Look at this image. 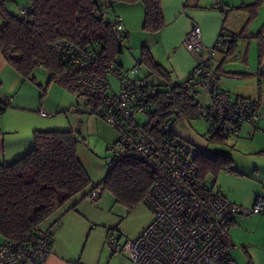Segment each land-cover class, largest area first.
<instances>
[{
  "label": "built area",
  "instance_id": "2783aa9c",
  "mask_svg": "<svg viewBox=\"0 0 264 264\" xmlns=\"http://www.w3.org/2000/svg\"><path fill=\"white\" fill-rule=\"evenodd\" d=\"M212 5L221 7L217 1ZM31 10L32 6L20 7L17 15L20 19L27 18ZM94 14L105 17V13L98 11ZM113 18V29L123 33L119 16ZM6 22V16L0 11V28ZM125 41L126 38L119 37L120 44ZM223 43L224 38L218 35L211 46L205 47L201 29L194 25L185 34L182 45L196 58L186 86L203 96V100H199L198 116L208 123V136H217L221 144L232 147L243 127L257 126L264 118V111L255 100L233 98L221 88L215 56ZM51 48L64 72L75 76L79 94L94 101L93 113L118 132L116 141L108 147L109 167L124 158H134L155 176L143 196V203L152 213L150 222L136 237L122 244L111 238L109 247L131 264H235L231 256L232 216L236 213L264 215V197L257 196L251 206L231 202L214 187L213 179L199 177L192 151L183 139L166 132L163 125L159 128L161 135L149 134L145 129L148 121L137 120L139 115L148 116L155 92L146 79L124 74L123 69L116 68L115 59L108 63L105 77L91 72L94 60L91 45L79 47L72 41L59 39ZM110 73L119 79L118 92L111 89ZM204 99L208 101L206 104ZM11 100L9 97L0 101V109ZM39 114L49 115L43 110H39ZM107 193L100 185L90 188L84 197L94 204ZM51 235L38 229L22 240L1 241L0 264H43L51 253Z\"/></svg>",
  "mask_w": 264,
  "mask_h": 264
},
{
  "label": "trees",
  "instance_id": "16d2710c",
  "mask_svg": "<svg viewBox=\"0 0 264 264\" xmlns=\"http://www.w3.org/2000/svg\"><path fill=\"white\" fill-rule=\"evenodd\" d=\"M105 1L106 6L113 11L116 5L141 4L144 11L142 28L145 31L157 32L164 26L160 0ZM258 4L259 0H256L246 6L251 8L250 18L256 14ZM27 6H32V10L27 18L20 19L17 14L11 15L5 8L4 0H0V11L7 18V22L0 28V51L21 77L35 83L32 74L36 68L41 67L49 72V82H56L79 94L75 76L64 72L62 63L57 60L51 48L59 39L72 41L79 47L91 45L94 60L90 70L97 75L105 77L108 63L114 59L117 69L122 66L118 56L128 41V35L113 29L114 15L112 20L108 18L99 0H28ZM94 11L105 13V17L95 15ZM112 14H116V11ZM219 35L224 38L222 48L226 45L227 52L233 51L237 36L225 38L224 34ZM120 36L126 38L123 44L119 43ZM252 37L257 40L261 63L264 58V27ZM143 55L141 60L147 62L149 70L156 73L167 86L166 89L158 90L148 83L155 92L147 116L150 124L147 122L145 129L149 134L159 136V128L163 125L166 132L175 135L166 120L172 114L188 119L197 117V91H191L186 86L190 76L183 84L173 83L170 70L156 62L147 48ZM256 75L264 77V69L259 67ZM258 85L260 88V82ZM44 93L45 89L41 88L40 97ZM252 100L261 105L259 99ZM89 102L94 105V101ZM32 136L34 146L26 154L9 164L0 161L2 241L22 240L35 234L40 230V224L70 198L100 185L112 194L116 203L127 207L130 212L143 202L146 189L155 180L153 173L143 163L134 158H124L110 167L101 182L91 183L77 155L78 136L74 131L35 130ZM208 137L211 143L221 144L219 137ZM193 162L197 165L200 178H208L222 170L235 171L230 157L223 153H217L214 157L197 153Z\"/></svg>",
  "mask_w": 264,
  "mask_h": 264
},
{
  "label": "crops",
  "instance_id": "0c3cea01",
  "mask_svg": "<svg viewBox=\"0 0 264 264\" xmlns=\"http://www.w3.org/2000/svg\"><path fill=\"white\" fill-rule=\"evenodd\" d=\"M213 1L219 2L222 8H215L212 5ZM255 1L236 6L240 9V6H248ZM226 2L225 0H160L164 26L153 36H149L154 38L158 47V50L151 48L149 51L156 62L170 69L173 83H185L196 64L194 56L182 45L185 34L194 25L200 27L205 45L212 44L222 33L225 38L237 36V46L238 38L251 37L258 32L250 34L246 32L243 35L245 28L241 33H236L237 29L229 30L232 26L229 27L227 23L233 24V19L230 17L233 11ZM126 6L119 7L125 11ZM113 15L119 16L129 41L126 21L122 19L120 13L116 12ZM222 60L224 61V59L220 61L215 59L220 75L225 72ZM242 61L246 62V55L243 56ZM262 64L264 58L261 63L259 62V67ZM120 68L123 69V65ZM36 85V82L21 77L6 62L0 51V101L9 97L12 99L2 111L0 110L1 162L9 164L31 150L34 146L32 133L35 130L71 129L77 134L75 124L69 127L63 115L54 116V111L47 112L51 116L39 114L41 109L46 111L43 105L38 104ZM221 88L226 90L228 87L225 85V88L223 86ZM44 106L52 109L46 104ZM53 110L58 112L59 109ZM262 122L264 120L258 122L257 126L245 125L235 142L236 145L233 144L227 151L217 152L230 157L235 171L222 170L208 177L213 179L214 187H217L225 198L243 206H251L257 196L264 197V123ZM213 144L219 145V143ZM85 193L86 190L74 195L40 224V230L52 234L51 253L43 264H110V256L113 257L118 253L109 247L110 254H108L104 249L106 244L109 246L111 238L117 243H120V237L124 234L127 235L126 240L132 239L151 220V218L145 219L139 229L136 230L138 228L136 226L128 231L125 222H121L126 218L124 213L118 216L119 218L112 215L110 210L107 212L97 206V201L96 204L87 201L84 197ZM99 200L101 201V197ZM141 204L147 207L143 202ZM116 231L119 232L118 236L115 235ZM230 235L233 242L231 256L235 264H264V215L234 214Z\"/></svg>",
  "mask_w": 264,
  "mask_h": 264
},
{
  "label": "rangeland",
  "instance_id": "374dc122",
  "mask_svg": "<svg viewBox=\"0 0 264 264\" xmlns=\"http://www.w3.org/2000/svg\"><path fill=\"white\" fill-rule=\"evenodd\" d=\"M225 1H227V5H229L233 11L230 15L231 19H233V24L227 23L229 27L232 26L229 30L234 31V29H237L235 30L236 33H241L242 29L245 28L246 31L242 32L243 35H245L246 32H248V34L256 33L259 29L264 27V0H259V4L255 8L256 14L251 18L248 15L250 14L251 8L240 6L239 9L236 5L240 3H250L253 0ZM4 4L6 10L11 15H16L20 7L27 6L28 0H4ZM99 4L107 13V17L111 20L113 17L112 13L116 11L120 13L122 19L126 21V28L130 37L129 41H126L123 46L122 53L118 56L119 62L123 65L124 74L129 75V77H143L158 90L166 89L167 86L164 84L165 81L161 80L156 73L149 70L147 62L141 60L144 57L143 52L146 48L150 51L151 48L158 50L154 38L149 37L153 36L155 32H148L142 28L144 11L141 4L127 5L125 11L120 9L119 5H116L113 11V9L106 6L105 0H99ZM238 40L236 48L234 47L233 51L228 52V55H226L228 49L226 45L223 51H218V54L216 53L217 56H215V59L217 61L224 59V61L222 60V67H224L225 72H222V75H220V86L222 85L223 88H225L226 85L228 87L226 90L231 93L230 95H232V97H236L237 95L249 99H259L261 104L260 109L264 111V77L256 75V71H258L259 67L257 40L252 36L242 37L241 39L238 38ZM243 40L246 42H243ZM212 44H204V46L209 47ZM245 55L246 62H243L242 58ZM164 67L168 69L167 66L164 65ZM260 67L264 69V64ZM134 69H136L137 72L134 73ZM230 73H233L235 76L232 74L230 75ZM32 75L35 77V82L37 84V87H35L38 104H41V106L43 105L46 113H52V111H54V116L59 114L63 115L69 127L74 124L77 127L75 131L78 136V158L86 170L91 183L98 184L111 169L107 164V155L110 152L108 147L116 141L118 136L117 130L104 119L93 113L92 105L86 101L87 98L79 95L77 92L69 91L56 82H49V72L47 70L38 67L34 70ZM171 80H173L172 77ZM108 81L112 90L115 92L120 90L119 79L114 73L109 74ZM258 82H260V88ZM39 85H41V88L45 89V93L42 97H40L41 88ZM200 99L203 100L201 93H199L196 100ZM207 102V99H204V103L206 104ZM45 104L48 107H52V109L46 108L44 106ZM56 108L59 109L58 112H56L57 110H53ZM47 116L51 115L49 114ZM137 120L146 123L148 117L146 115H139ZM262 120H264V118H261L259 122ZM166 124L169 128L173 129L177 137L185 141L186 146L192 151V157L197 155V153L214 156L219 151L224 152L232 148L224 146L223 144H213L209 141L207 134L208 123L202 117L197 116L188 119L185 117H177L172 114L168 116ZM235 157L238 156L235 155ZM96 205L102 207L107 212L110 210L111 214L117 217L124 213L126 218L121 220V222H125L128 231L133 230L132 228L136 226H138L136 230L139 229L142 223L145 222V219L152 218V213L148 206L146 207L139 203L128 212L127 207L114 201L111 193L104 194L101 197V201H97ZM118 233L119 232L116 231L115 235L118 236ZM125 236L127 235L124 234V236L120 237L119 244H122L126 240ZM1 239L2 237L0 236V241ZM104 249L110 254L108 244L105 245ZM109 261L110 264H131V262L119 252L116 253V255L114 254L113 257L110 256Z\"/></svg>",
  "mask_w": 264,
  "mask_h": 264
}]
</instances>
